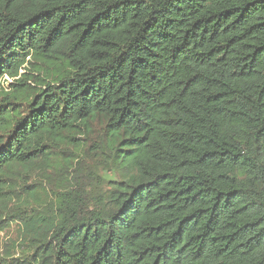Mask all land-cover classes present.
<instances>
[{
    "label": "trees",
    "instance_id": "1",
    "mask_svg": "<svg viewBox=\"0 0 264 264\" xmlns=\"http://www.w3.org/2000/svg\"><path fill=\"white\" fill-rule=\"evenodd\" d=\"M12 226L0 264H264V0H0Z\"/></svg>",
    "mask_w": 264,
    "mask_h": 264
},
{
    "label": "rangeland",
    "instance_id": "2",
    "mask_svg": "<svg viewBox=\"0 0 264 264\" xmlns=\"http://www.w3.org/2000/svg\"><path fill=\"white\" fill-rule=\"evenodd\" d=\"M12 79L8 78L7 76H5L3 79H1V83H6V82H11ZM92 139L87 142V143H98L103 141V135L102 132L100 131V128L97 127L96 125L93 128V133L91 135ZM83 172V175L85 177L88 176H92L94 175V173L98 172L100 174H103V172L105 171L103 166L99 167L98 165L94 164V160L91 157H88L85 162L84 165L80 166ZM47 174L45 171L39 170V168L33 170L30 173V176L27 178V180L29 181L30 184H43V185H47V187L49 188L48 191L52 194V188H55V186L52 185V182H49V180L47 179ZM15 234V228L14 226L7 228L6 230H0V254L5 253L6 251V244L8 243V241L14 237Z\"/></svg>",
    "mask_w": 264,
    "mask_h": 264
}]
</instances>
